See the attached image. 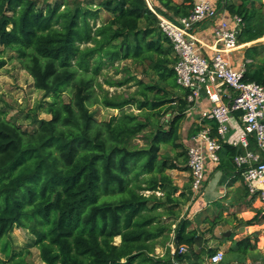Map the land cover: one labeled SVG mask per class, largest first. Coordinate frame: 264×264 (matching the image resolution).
<instances>
[{
    "label": "trees",
    "instance_id": "16d2710c",
    "mask_svg": "<svg viewBox=\"0 0 264 264\" xmlns=\"http://www.w3.org/2000/svg\"><path fill=\"white\" fill-rule=\"evenodd\" d=\"M155 1L151 9L147 0H0V69L10 53L43 93L26 115L30 128L0 108V252L7 263L27 264L29 254L11 245L14 228L32 235L29 246L45 264H210L218 251L205 238L218 221L206 232L188 230L181 207L191 182L180 188L171 174L188 170L180 130L191 90L176 83V56L156 13L174 19L193 0ZM225 7L244 22L240 42L264 35V1ZM102 12L107 16L96 25ZM123 60L152 78H103L116 87L134 81L132 92L109 94L98 77ZM263 69L264 61L244 80L264 84ZM92 103L117 113L98 120ZM222 149L236 167L242 148L222 143ZM253 251L251 236H244L220 263L245 264Z\"/></svg>",
    "mask_w": 264,
    "mask_h": 264
},
{
    "label": "built area",
    "instance_id": "2783aa9c",
    "mask_svg": "<svg viewBox=\"0 0 264 264\" xmlns=\"http://www.w3.org/2000/svg\"><path fill=\"white\" fill-rule=\"evenodd\" d=\"M217 15L216 8L209 0L193 2L185 16L170 19L157 14L158 28L169 40L176 61L173 65L176 83L189 88L188 101L202 86L210 102L214 105L200 113V120H210L211 127L202 126L188 139L186 148L187 168L191 176L192 191L198 194L206 181V162H218L222 143L242 148L243 152L233 157L240 175L249 192L261 202L259 217L264 221V84L244 80L242 69L232 67L223 53L237 47L242 18L232 16L229 25L224 19L214 34L222 42V49H215L210 55L202 52V46L195 36L196 27ZM224 86L232 94L226 103L219 101L217 88ZM237 115L239 123L233 122ZM235 128L237 137L228 139L230 128ZM241 128V129H240ZM250 137L255 149L250 148ZM185 252L184 246L180 247ZM223 251L218 250L209 258L210 264L220 263ZM173 264H179L173 261Z\"/></svg>",
    "mask_w": 264,
    "mask_h": 264
},
{
    "label": "crops",
    "instance_id": "0c3cea01",
    "mask_svg": "<svg viewBox=\"0 0 264 264\" xmlns=\"http://www.w3.org/2000/svg\"><path fill=\"white\" fill-rule=\"evenodd\" d=\"M173 1L181 3L183 0ZM195 1L198 0H193V2ZM209 1H211L216 8L217 15L210 20L203 21L195 29V36L198 43L202 46V52L207 55H210L215 49H222V42L214 34V29L219 27L220 21L224 19L229 25L232 24V16L225 7V3L228 2L227 0ZM233 1L237 0H232L230 2ZM147 2L151 9L152 5L156 4L155 0H147ZM179 17L181 16H177L175 19ZM243 27L244 22L243 25L240 26L241 36L239 35L240 37H238L237 47L227 53H223V56L229 60L234 69H242L245 74L248 71H256L263 65L264 60L261 59L264 58V35L254 40L240 42L239 40L242 37ZM250 48L252 50H250ZM261 75L264 76V69ZM217 91L219 92L218 97L220 102L226 103L229 101L232 94L231 90L221 86L217 88ZM213 105L214 103L210 102L203 87L199 86V89L193 96L189 109L186 111V117L182 122V128H189V134L186 135L185 139V146L188 145L189 136L194 131L202 126L211 127L213 122L210 120L201 121L200 113L203 110L210 109ZM233 122L236 124L239 123L237 115L234 116ZM233 129L235 130V128ZM219 155L221 159L218 162H206V181L196 200L191 203L187 201L188 203L186 202L183 205L184 211H187L186 217H184L188 222L187 229L189 230L195 227L208 229L210 227V221L217 220V224L214 225L212 231L208 233L210 234V243H214V245L210 246L218 247V250L224 252L233 242L249 235L251 236L254 247L253 254L256 253L262 258L264 256V221L259 217L261 202L256 195L249 192L238 169L234 167L233 164L227 163V158L224 155L223 149H220ZM187 171L189 172V170ZM189 177L191 182V176L189 175ZM188 186L189 183L186 184V182H183L179 187L185 188ZM190 190L192 192L191 186ZM183 206L181 209H183ZM201 211H203L202 214L205 213V215L202 219L198 220ZM241 220L251 223L240 224ZM223 225L229 227L231 230L230 235L228 228L220 232L219 229H221ZM212 232L213 234L211 236ZM184 248L187 252V248L185 246ZM172 250H174L173 246ZM247 260L249 262L250 259L247 258ZM255 262L254 264H256Z\"/></svg>",
    "mask_w": 264,
    "mask_h": 264
},
{
    "label": "rangeland",
    "instance_id": "374dc122",
    "mask_svg": "<svg viewBox=\"0 0 264 264\" xmlns=\"http://www.w3.org/2000/svg\"><path fill=\"white\" fill-rule=\"evenodd\" d=\"M228 2L232 0H227ZM262 1V0H261ZM258 2V1H257ZM107 14L105 12H102L100 14V17L95 21L96 25H99V23L102 21L103 18H105ZM92 22V21H91ZM10 53H8L7 56V62L3 68L0 69V108L5 110L6 117L21 124L24 127H32L30 125V118L26 117L27 114H30L31 110H34L36 107V104L39 103L43 98L42 91L37 90L33 85V78L23 69L19 67L17 62L13 59H9L8 56ZM118 66L116 69L114 66H109L108 68H105L103 70V76L100 75L98 77V81L101 82V86L104 91H108L109 94L114 93H123L128 94L132 92L135 87L132 86L134 81H130L129 83L121 86H110L107 83L103 82V78H110L113 80H121L123 78H127L130 75L136 76V78H142L144 80H148L149 78H152L151 74L146 75L140 66H137L133 63H131L130 60H123L121 62H115V67ZM105 74V76H104ZM101 91L99 89H96V94H100ZM64 98L67 99V91L64 92ZM44 100H48V97H46ZM89 110L92 111L95 115V117L98 120L106 119L111 114H116L117 110L114 109H108L104 108L102 105H99L98 103H92L89 106ZM132 115H141L144 116L146 113L141 112L135 109H130L128 111ZM38 118H49V115L43 112L38 111L37 113ZM152 120V119H151ZM241 129V128H240ZM181 136L180 140L185 144L186 135L189 134V128H182L181 126ZM237 137L236 131L231 128V133L228 136V139H235ZM139 142H142L140 140ZM220 156V155H219ZM171 174L174 178V182L178 184V186H181L183 182L190 183V177L189 172L186 171H178V170H171ZM189 174V175H188ZM198 196L195 195V192H190L189 200L188 202L191 203L192 201H195ZM187 202V203H188ZM187 212V211H186ZM186 212L183 209H181V215L183 217H186ZM203 211L200 212L198 220L202 219L205 213L202 214ZM200 228V227H198ZM226 228L229 229V227H225L224 225L221 227L220 232H223ZM206 232V228H202ZM229 235L231 234V230L229 229ZM213 232L211 233L212 236ZM228 235V236H229ZM205 238L207 239L208 245H214V243H210V234H206ZM11 242V245L14 246V248L22 249L23 251H28L29 254L26 257L27 264H45L41 261L39 256V250L34 246H29L31 244V241L33 239L32 235L25 229L21 228H14L11 232L9 238ZM116 242H119V238L115 239ZM157 253H162V248H156ZM256 254V253H255ZM251 253L249 257H246L245 264H264V256L261 258L257 254L255 255ZM249 258V262L247 260ZM5 256L0 252V264H9L6 261ZM221 264V263H220Z\"/></svg>",
    "mask_w": 264,
    "mask_h": 264
}]
</instances>
